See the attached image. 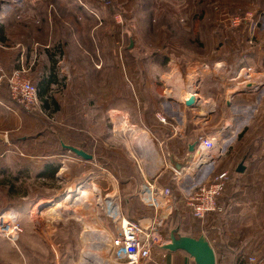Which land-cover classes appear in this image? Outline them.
<instances>
[{
	"label": "rangeland",
	"instance_id": "obj_1",
	"mask_svg": "<svg viewBox=\"0 0 264 264\" xmlns=\"http://www.w3.org/2000/svg\"><path fill=\"white\" fill-rule=\"evenodd\" d=\"M21 1L29 7L38 2L43 8L47 4L59 11L65 6H59L64 4L62 0ZM80 1L89 7L86 10L90 13L94 7L99 10L102 23L96 33L107 39L96 44L101 51L100 58L92 52L94 44H84L88 95L90 87L101 82L104 89L117 88L119 111L114 113L113 125L105 113V105L85 106L83 103L59 107L51 101L52 105L45 108L39 100L35 107L26 109L12 102L18 108L19 120L14 119L7 125L0 123V134L8 136L9 140L6 146L0 147V216L8 220L17 215L22 232L12 239L0 237L15 244L24 236V264H115L109 247L103 246L107 236L115 232V223L107 210L117 201L124 213L125 205L128 212L134 209L128 196L140 188L147 164L141 160L152 151L151 140L156 142L153 136L151 140L148 135L144 140L138 138L133 127H149L148 119L164 126L161 123L164 117L170 131L173 127L168 120L180 125L179 121L189 112L188 119L193 118V126L203 129L198 138L206 136L209 130L222 125V114H237V110L223 111L219 90L242 89L248 79L238 73L245 62L247 48L261 47L264 57V0ZM7 4L16 5L14 0H0V6ZM17 22L24 26L26 37L32 34L29 17L18 18ZM82 29L88 35L94 29V21L84 19ZM110 37H113L112 42H109ZM54 52L60 51L55 49ZM175 62L182 67L178 78L175 76L176 83L187 89L191 85L192 94L199 91L203 98L200 101L189 94L184 99L186 104L191 103L188 109L170 104L163 97L171 82L169 75L168 79H162L160 72H170ZM95 64L101 68L102 75L92 74ZM221 66H224V75L216 71V67ZM250 68L254 80L255 70ZM30 74L29 70L31 78ZM0 84L3 87L5 80ZM55 89L61 86H53L52 95L58 94L57 97L63 99L64 93L56 94ZM208 90L217 95L219 107L206 121L205 101L209 97L205 92ZM105 94L110 98V91L104 93V98ZM90 98L91 95L86 101ZM143 101L151 103L150 116L141 113ZM111 130H116L114 149L110 148ZM101 141L109 145H101ZM61 142L83 145L97 158L85 162L63 148ZM220 147H223L222 141ZM158 157L165 161L163 154ZM50 163L58 166V181L38 177ZM208 163L201 169L205 170ZM195 165L188 169L186 176L178 178L171 172L164 175L169 182L170 175L180 182V188L175 185L174 195L187 192L194 183L201 182L198 179L201 169L193 171ZM19 171L23 174L19 175V180H14L17 194L10 195L1 182ZM128 178L133 179L137 187L130 189L126 185L122 190ZM232 186L230 183V188ZM26 190L28 193L23 195Z\"/></svg>",
	"mask_w": 264,
	"mask_h": 264
},
{
	"label": "crops",
	"instance_id": "obj_2",
	"mask_svg": "<svg viewBox=\"0 0 264 264\" xmlns=\"http://www.w3.org/2000/svg\"><path fill=\"white\" fill-rule=\"evenodd\" d=\"M62 1L64 4L60 3L59 6L65 5L66 9L63 6L64 9L60 11L58 8L57 10L52 9L53 7L47 4L43 8L41 3L38 2L36 4L31 3L29 7L21 0H14L16 5L0 6V68L9 75L15 69L28 66L31 72L30 76L32 75L31 79L38 88L40 103L45 108L52 105L51 101L59 107L81 106L83 103H85V106L91 103H95L98 107L105 105V113L110 118L111 124L114 125V113L119 111L117 88L107 86L104 89L101 82L90 87L91 93L88 95L89 90L86 83L85 61L87 60V48L84 44H94L92 52L95 57L98 54V58H100L99 53L101 51L98 50L96 44L107 40L96 33L102 23L99 10L94 7L91 9V14L86 10L89 7L81 3L80 0ZM24 15L29 17L32 31V34L27 37L24 34L26 31L24 26L18 25L17 22L18 18H26ZM84 19L94 21V29H91L88 35L82 29ZM97 20L99 23H97ZM109 40V42H112L113 37H110ZM55 49L60 52L56 54ZM247 49L244 56L245 62H242L240 68L250 66L254 68L253 81L257 85L251 89H243V84L242 89L239 91L235 89L219 90L222 97L223 111L237 110V114L229 116L222 114L220 118L222 125L220 124L218 128L207 132V136L217 140L218 148L212 153V159L209 161L210 163L207 162L205 170H203L204 168L201 169L205 162H199L195 158L192 159L189 166L190 168L197 163L193 168L194 170H192L201 169L200 171L197 170L199 171L198 179L201 182L224 170H228L230 173L229 186L223 197L219 198L222 210L210 214L205 223L201 224L185 207L182 199L184 192L182 194L177 193V195L172 193V197L164 198L160 193L151 192L148 188H145L147 181L156 183L159 187H169L172 192L176 189L175 185L181 187L179 186L180 182L173 180L176 177L172 178L170 175L169 182L164 179V175L168 172L175 175V170L171 165V157L180 162L186 160L190 154L189 146L199 140V132L203 129L193 126L195 125L192 121L193 118L188 119L187 114L189 112H186L185 118L183 117L179 121L180 125L178 123L176 125L169 119L168 122L173 127L170 131L165 126L167 121L165 123L161 122L164 124V126H161L156 121L155 123L150 122L149 119L147 123L149 127H133L134 134L138 138L143 139L148 135L151 140V136H153L156 142L151 140L152 151H149L145 155L146 157L141 160L143 163H147L145 164L146 167L144 166L146 174L142 173L140 188L134 190L132 194L129 193L128 197L133 203L134 209L128 212L125 205V215L138 221L142 226L148 227L155 216L153 205L155 199L163 205V208L169 214L161 232L163 238H166L164 244L169 242V238L175 229H178L181 235H190L196 238L205 235L216 252L217 264L219 262L239 264L240 254H253L264 259L262 257V255L264 256V57L261 47L259 49L256 47L249 49L248 47ZM249 51L253 53L251 54ZM172 65L170 72H160L162 79H168L166 76L169 75L171 82V86L166 87V93L163 97L170 104L183 105L188 109L191 106L186 104L184 99L190 93V95H193L192 90L194 89L191 88V85L189 86L190 89H187L182 84L178 85L176 83L178 79H175V76L178 78L182 67L176 62L175 66ZM100 69L95 64L92 66V74L102 75ZM216 71L222 75L225 74L224 66L216 67ZM218 73L215 74L218 75ZM56 85L61 86V89H55V92L56 94L64 93L63 99L61 96L58 98V94L53 97L52 87ZM63 87L64 89H62ZM134 89L139 91L136 87ZM2 90L4 93H2ZM107 91H110V98L107 94H105L107 97L104 98V93ZM143 91L147 92L145 89ZM205 93L209 97L205 101V104H207L205 106L207 112L205 113L208 116L206 121H208L213 112L219 107V103L218 100L216 101L217 95L215 93L209 90ZM90 95V101L87 102L86 100ZM196 95L197 100H203L199 91ZM196 95H193V97ZM12 102L14 101L10 97L7 83L5 82L3 87L0 84V123L7 125L12 123L14 119L19 120L18 108ZM169 103L168 105H170ZM150 106V101H143L141 113L150 116ZM143 118L147 120V117ZM197 120L199 121L200 118H197ZM141 122H143L142 119ZM114 131L116 130L109 132L111 149L115 148L113 139H116V136ZM84 132L89 133L86 130ZM106 135H109L108 132H106ZM8 141V136H6V141L0 140V147L6 146ZM220 141H222L224 148H219ZM103 144L109 145L105 141H101V145ZM68 145L82 146L78 148L92 154L83 145L72 143ZM159 154H163L164 162L158 159ZM96 158L97 156H94L92 160H96ZM92 160L84 161L90 162ZM240 163L245 165V171L242 173L237 172ZM58 174H56V178L59 177ZM192 175L195 176L194 172ZM230 183L233 184L231 188ZM126 185H129L130 189L137 187L136 182L131 178L124 181L122 190L127 187ZM115 194L120 195V193ZM49 230L51 231V229ZM20 239L22 240L19 243L14 244L0 237V264H24V236ZM227 255L231 256L232 259H228ZM144 264L196 263L185 251L169 252L162 250L160 246L154 249L152 260Z\"/></svg>",
	"mask_w": 264,
	"mask_h": 264
},
{
	"label": "built area",
	"instance_id": "obj_3",
	"mask_svg": "<svg viewBox=\"0 0 264 264\" xmlns=\"http://www.w3.org/2000/svg\"><path fill=\"white\" fill-rule=\"evenodd\" d=\"M30 68L22 66L19 69L13 70L9 75L0 68V81L5 80L7 83L11 99L18 105L30 109L35 107L39 102L38 88L29 77ZM243 77L247 81H253L251 76V68H241ZM238 73V75L240 74ZM193 88V87H191ZM163 123L165 118L161 117ZM206 147L210 153L202 156V147ZM218 148V142L210 136L199 138V144L196 150L200 149V155L197 158L199 162H209L212 159V153ZM189 167L184 172L179 173L174 171L175 176L186 175ZM230 180L228 170L221 171L211 175L199 184L194 183L189 191L182 194L183 203L188 208L195 219L201 224L205 223L210 214L221 212L222 208L219 204V198L225 194ZM145 188L151 192L160 193L164 198L173 196L172 189L169 187H159L156 183L146 182ZM154 199V198H153ZM155 208L154 219L148 227L142 226L138 221H135L125 215L121 209L119 201L115 204H110L107 212L109 217L115 223V232L107 236L104 247H109L111 256L115 264H144L152 260L153 251L156 247L164 245L166 238H163L162 227L168 218V212L163 208L161 203L154 199ZM12 218L5 220L0 216V236L15 238L22 228L19 224V217L12 215ZM125 262V263H124ZM239 264H264V259L253 254H240Z\"/></svg>",
	"mask_w": 264,
	"mask_h": 264
},
{
	"label": "water",
	"instance_id": "obj_4",
	"mask_svg": "<svg viewBox=\"0 0 264 264\" xmlns=\"http://www.w3.org/2000/svg\"><path fill=\"white\" fill-rule=\"evenodd\" d=\"M257 85L254 81H248L244 83L243 89H251ZM0 140L6 141V136L0 134ZM62 147L72 151L78 157L84 160H92L94 156L89 154L83 149L75 146H71L61 142ZM199 140L189 146L190 154L184 161H177L171 157V165L176 172L182 173L190 166V162L193 158L197 159L200 155V149L196 150ZM245 165L240 163L237 172H244ZM162 250L175 252L178 250L185 251L195 261L196 264H217V256L213 246L210 244L205 235H201L198 238L190 235H181L179 230L175 229L169 238V242L161 246Z\"/></svg>",
	"mask_w": 264,
	"mask_h": 264
},
{
	"label": "trees",
	"instance_id": "obj_5",
	"mask_svg": "<svg viewBox=\"0 0 264 264\" xmlns=\"http://www.w3.org/2000/svg\"><path fill=\"white\" fill-rule=\"evenodd\" d=\"M23 171H19L16 173V175L14 176H11L9 179H4L2 180V184L4 186H7L8 188V193L10 195H14V194H17V189H16V186L14 184V180H19V175H22ZM58 172V166L53 164V163H50V164H47L46 167H45V171L42 172L41 174H39V178L43 179V180H54V181H58V178H56V174ZM10 174V173H9ZM8 174V175H9ZM12 175V174H11ZM28 193V190H26L24 192L23 195H26ZM167 222V220L165 221ZM228 256V255H227ZM228 259H232L231 256H228ZM219 264H224L222 262H219Z\"/></svg>",
	"mask_w": 264,
	"mask_h": 264
},
{
	"label": "bare ground",
	"instance_id": "obj_6",
	"mask_svg": "<svg viewBox=\"0 0 264 264\" xmlns=\"http://www.w3.org/2000/svg\"><path fill=\"white\" fill-rule=\"evenodd\" d=\"M243 74H244V73H242V71H241V73H240V75H239V76H241V75H243ZM190 94H191V93H190ZM194 94L196 95V91H195V93H194ZM192 96H193V95H192ZM196 96H197V95H196ZM194 97H195V96H194ZM190 104H191V103H190ZM190 104H189V105H190ZM201 150H202V156H204L205 154H208V153H210V152H209V150H208V149H206V147H204V146L201 148ZM199 161H200V160H199ZM196 164H197V163H196ZM194 165H195V164H194Z\"/></svg>",
	"mask_w": 264,
	"mask_h": 264
}]
</instances>
